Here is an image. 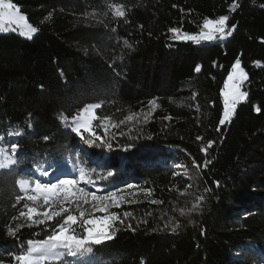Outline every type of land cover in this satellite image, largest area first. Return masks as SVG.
I'll list each match as a JSON object with an SVG mask.
<instances>
[{"label":"trees","instance_id":"16d2710c","mask_svg":"<svg viewBox=\"0 0 264 264\" xmlns=\"http://www.w3.org/2000/svg\"><path fill=\"white\" fill-rule=\"evenodd\" d=\"M13 3L38 32L31 39L0 33V136L20 145L18 163L0 170V260L11 264L10 253L51 231L39 225L21 228L17 238L7 234L23 222L11 219L25 202L12 208L22 194L14 180L78 178L83 166L96 172L94 183L82 187L138 185L124 191L136 193L126 199L137 202L110 209L124 220L116 223L113 239L82 257L65 256L64 264H264V0H236L234 12L232 0ZM116 4L124 6L125 17L114 16ZM220 15L229 16L228 28L236 25L226 41L195 44L173 40L168 32L176 27L198 33L203 18ZM238 55L248 97L217 132L220 89ZM152 100L159 107L153 109ZM92 103L102 104L97 115L114 123L135 119L109 126L107 143L87 133L81 139L70 130L72 118ZM94 126L104 136L99 120ZM14 131L23 135H7ZM209 140L215 143L205 154L200 149ZM205 159L212 160L207 168L193 166ZM44 170L52 175L43 177ZM109 170L112 177L98 179ZM200 196L199 211L181 216L179 209L191 208ZM153 199L163 203L151 204ZM124 212L133 216L125 219Z\"/></svg>","mask_w":264,"mask_h":264},{"label":"snow or ice","instance_id":"6c2138e0","mask_svg":"<svg viewBox=\"0 0 264 264\" xmlns=\"http://www.w3.org/2000/svg\"><path fill=\"white\" fill-rule=\"evenodd\" d=\"M173 8L177 5L173 4ZM239 5L236 0H232L229 5V11L234 12ZM113 14L115 17L123 18L126 15L125 8L121 4L112 6ZM184 10L181 9V12ZM229 16L220 15L218 18H203L200 30L198 33H189L182 31L181 28L170 27L168 32L172 33V38L176 40L192 41L199 43L201 41H213L218 37L224 39L227 36H231L232 32L236 29V25L233 24L231 28H228ZM16 26L20 30V35L33 38L34 34L38 32V28L28 23L27 17L21 14V10L13 0H0V32H6L12 29V26ZM143 28V25H140ZM264 42V41H262ZM124 46L131 48L132 45L128 40H124ZM256 66H261L260 61L253 62ZM111 66V65H110ZM201 70V66L197 65L195 71L198 73ZM248 80V76L241 66V59L238 55L235 61L231 64V68L228 71L226 78L223 81V86L220 89V96L222 97V111L219 117L216 131H221L225 124H230L236 114L237 105L239 102L246 100L248 92L242 91L241 87L245 81ZM195 98L196 93H192ZM153 109L159 107L155 100L149 101ZM102 104L92 103L87 104L77 109V113L72 118V124L70 130L77 137L85 139L84 133H87L89 137L100 141L101 143H107V136L109 134V126L111 128H119L125 124L126 121H132L135 119L134 115H129L125 119L120 120L119 123H114L111 118L105 116L103 118L97 115V109H100ZM255 112H261L259 106L253 105ZM199 111V108H197ZM147 119V116H145ZM166 120H171V116L164 117ZM100 121V127L104 131V136L97 134L94 122ZM9 136L23 135L20 131L8 132ZM3 137L0 136V140ZM50 137L48 135L43 136V140L48 141ZM196 140H203L202 136L197 135ZM93 141V142H94ZM215 141L209 140L207 147H201L200 151L207 154L209 148L214 145ZM108 147L112 145L108 143ZM20 148L19 143H11L9 152L0 147V170L10 169L18 161L15 158ZM212 163V160L205 159L203 165H199L193 160V166L196 168H207ZM178 167H182L178 165ZM55 171V170H53ZM96 172V168H78V178L72 176H58L55 181L49 180L44 182L41 179L30 178H16L14 180L15 188L20 190L22 194H16L14 197V203L12 208H16L22 201H25L22 205V209L19 210L18 215H13L11 219L13 221H23L15 224L14 227L7 228V234L10 237L17 238V233L21 228L33 227L44 225L45 228H50L51 231L46 232V236L41 240H28L27 246L17 253H10L11 264H64V257H76L84 256L93 252V245H100L107 240L113 239L115 236V225L117 222L123 223L124 220L116 213L110 211L111 208H120L124 203H136L134 199H126L128 195L135 196L136 193H126L122 189H116L108 191L102 195L97 193L100 191H90L81 184L92 185V174ZM43 177H49L52 175L47 170L42 171ZM114 172L109 170L105 175H98V179H107L112 177ZM175 175V173H174ZM216 187H220L219 181L213 182ZM134 185H127L128 189L134 188ZM191 187V185H188ZM144 192V189H140ZM205 191H208L206 189ZM183 194V193H181ZM147 195H151L148 191ZM204 197H197V203L192 204L191 208H180L179 213L181 216L187 215L191 212H197L200 208V201H203ZM28 202H31L28 203ZM151 204H161L163 201L151 200ZM85 206L91 207L93 212L86 215ZM76 212L79 214L77 215ZM100 213L101 215H97ZM124 218L132 217L133 213L124 212ZM151 215V213H148ZM190 223L192 221H189ZM168 225L166 224L165 227ZM132 228L131 224L128 225ZM180 225L177 223L171 228L172 233H176ZM135 231V229H132ZM201 234H204L203 232ZM0 264H4L0 260Z\"/></svg>","mask_w":264,"mask_h":264},{"label":"rangeland","instance_id":"374dc122","mask_svg":"<svg viewBox=\"0 0 264 264\" xmlns=\"http://www.w3.org/2000/svg\"><path fill=\"white\" fill-rule=\"evenodd\" d=\"M22 14V13H21ZM12 29H15V30H9V31H6V32H0V33H3V34H6V33H9V32H13V33H17V34H19L20 35V30L18 29V28H16V26H12ZM230 29V28H229ZM20 36H22V35H20ZM23 38H26V39H28L27 37H25V36H22ZM229 37L227 36V37H225L224 39H220L219 37L217 38V39H215V40H213V41H201V42H199V43H196V42H193V43H195V44H202V43H210V42H222V41H226L227 39H228ZM171 39H173V40H176V39H174V38H171ZM176 41H183V40H176ZM227 76V75H226ZM242 90V89H241ZM222 102V101H221ZM241 102H243V101H241ZM240 103V102H239ZM0 147H2V148H4V149H6L8 152H9V154H11V150H10V144H9V141L8 140H5V139H2V140H0ZM135 186V185H134ZM137 186L138 185H136L134 188H132V189H128L127 187H123V188H119V189H122V190H131V191H134L135 190V188H137ZM100 191L97 193L98 195H102V194H104V193H106V192H108V191H113L114 189H107L106 187H103V188H101V189H99ZM116 190V189H115ZM85 210H86V215H88V214H91L92 212H93V209L91 208V207H88V206H85ZM77 214H79L78 212H77ZM97 215H101L100 213H96Z\"/></svg>","mask_w":264,"mask_h":264}]
</instances>
